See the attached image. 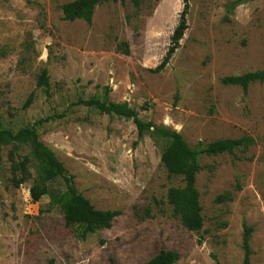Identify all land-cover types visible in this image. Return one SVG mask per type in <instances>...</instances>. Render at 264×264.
<instances>
[{
	"label": "rangeland",
	"instance_id": "1",
	"mask_svg": "<svg viewBox=\"0 0 264 264\" xmlns=\"http://www.w3.org/2000/svg\"><path fill=\"white\" fill-rule=\"evenodd\" d=\"M70 1L0 0V124L13 131L36 124L77 191L95 208L121 214L109 229L77 239L47 195L32 201L33 164L31 177L12 187L11 145H4L0 264H143L162 249L178 253L174 264H214L212 254L242 264L244 225L252 228L250 264H264V82L246 93L221 82L264 68V0H188V27L158 73L149 69L165 54L182 0H140L138 9L105 0L91 23L63 19L60 6ZM42 69L47 87L37 85ZM93 97L127 102L190 147L253 138L245 150L199 157V231L185 229L166 203L163 213L153 204L183 185L160 163L167 141L138 137L131 120L80 103ZM53 186L64 189L60 179ZM148 206L154 216L140 218Z\"/></svg>",
	"mask_w": 264,
	"mask_h": 264
},
{
	"label": "trees",
	"instance_id": "2",
	"mask_svg": "<svg viewBox=\"0 0 264 264\" xmlns=\"http://www.w3.org/2000/svg\"><path fill=\"white\" fill-rule=\"evenodd\" d=\"M102 1L105 0H72L64 3L60 6L62 17L69 21L84 20L91 23L94 9ZM128 1L135 9L140 7V0ZM182 5L164 56L158 65L149 69L152 73L161 72L167 66L188 27V0H182ZM221 82L225 85L239 86L246 93L250 84L264 82V68L241 75L227 76L222 78ZM37 85L38 87L48 86L46 69H42ZM31 101L32 95L27 98L24 105H29ZM80 103L97 110L101 114L131 120L138 137L148 133L155 140L163 139L167 141L160 155V163L169 175L180 176L183 185L181 187H170L166 192L164 201L153 197V204L160 213H163V204L166 203L171 208L172 216L177 218L181 225L189 231H199L203 226L199 192L195 185L196 175L202 169L199 157L216 156L223 153L232 154L236 150H245L253 144L252 137L242 136L239 138L218 139L208 143L199 142L196 147H190L179 132L158 126L151 121L142 120L138 111L130 107L127 102L102 101L93 97ZM141 109L145 110L146 108L142 106ZM4 145H11L8 161L10 162L11 171L9 182L12 187H19L31 177L30 167L33 164L35 177L29 188L32 201L37 202L47 195L50 207L57 208L61 213L65 226L75 228L77 239L85 240L88 234L97 230L109 229L113 219L121 214V211L117 209L101 210L95 208L87 198L77 191L73 176L67 173L53 151L40 141L36 124L19 128L16 131L3 128L0 124V149ZM22 145L29 147L28 154H20L19 150ZM59 179L63 181L64 189L53 186ZM262 197L264 198V192ZM224 199H226L225 196H218L216 201L220 202ZM153 216L152 208L148 206L139 217ZM251 233L252 228L244 225L241 237L242 264H250L252 251L249 240ZM178 258L177 252L162 249L143 264H174ZM211 258L214 264H221L214 254L211 255Z\"/></svg>",
	"mask_w": 264,
	"mask_h": 264
}]
</instances>
